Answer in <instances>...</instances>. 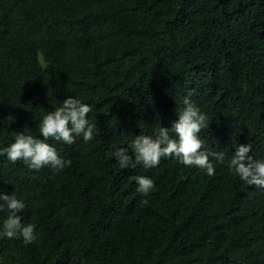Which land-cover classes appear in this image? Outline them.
<instances>
[{
	"label": "trees",
	"instance_id": "trees-1",
	"mask_svg": "<svg viewBox=\"0 0 264 264\" xmlns=\"http://www.w3.org/2000/svg\"><path fill=\"white\" fill-rule=\"evenodd\" d=\"M69 96L96 127L46 141L66 167L0 156V194L37 235L6 238L0 212V264H264V189L228 168L240 144L264 160V0H0V148L43 139ZM185 97L208 118L204 149L225 153L215 174L174 156L122 169L117 148L171 128ZM138 175L155 182L147 204Z\"/></svg>",
	"mask_w": 264,
	"mask_h": 264
},
{
	"label": "clouds",
	"instance_id": "clouds-1",
	"mask_svg": "<svg viewBox=\"0 0 264 264\" xmlns=\"http://www.w3.org/2000/svg\"><path fill=\"white\" fill-rule=\"evenodd\" d=\"M185 107L179 112L178 120L171 128L160 127L155 138L148 135H137L130 146L119 147L113 153L122 169H135L142 165L145 169L157 166L162 157H176L185 166L203 169L209 176L215 174V164L225 162L223 151L214 152L204 149V140L199 136L202 129L209 127L207 116L185 97ZM92 111L91 105L83 103L72 96L63 100L61 107L49 112L39 124L43 139L23 132L15 134V140L6 148H0V156L6 154L13 163L23 160L33 170L51 166L62 170L69 163L61 158L55 147L46 141L49 138L63 141L68 145L76 143V137H83L85 142L93 139L95 124L90 123L87 116ZM11 126L15 116L10 114L3 118ZM171 133H175L174 139ZM251 144H240L228 161V168L249 185L264 189V160H256L252 155ZM131 148L135 159L128 154ZM138 187L136 191L145 199L155 187V182L148 176L134 177ZM0 212H6L3 222V236L8 239H22L25 245L37 239L35 225L23 223L22 212L26 205L23 199L15 194H0Z\"/></svg>",
	"mask_w": 264,
	"mask_h": 264
}]
</instances>
